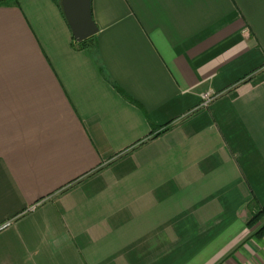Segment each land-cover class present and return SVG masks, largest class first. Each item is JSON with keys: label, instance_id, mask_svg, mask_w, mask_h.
I'll use <instances>...</instances> for the list:
<instances>
[{"label": "crops", "instance_id": "obj_1", "mask_svg": "<svg viewBox=\"0 0 264 264\" xmlns=\"http://www.w3.org/2000/svg\"><path fill=\"white\" fill-rule=\"evenodd\" d=\"M91 9L0 0V264H264V0Z\"/></svg>", "mask_w": 264, "mask_h": 264}, {"label": "water", "instance_id": "obj_2", "mask_svg": "<svg viewBox=\"0 0 264 264\" xmlns=\"http://www.w3.org/2000/svg\"><path fill=\"white\" fill-rule=\"evenodd\" d=\"M92 0H60L62 11L77 41H85L97 34L99 26L92 16Z\"/></svg>", "mask_w": 264, "mask_h": 264}, {"label": "trees", "instance_id": "obj_3", "mask_svg": "<svg viewBox=\"0 0 264 264\" xmlns=\"http://www.w3.org/2000/svg\"><path fill=\"white\" fill-rule=\"evenodd\" d=\"M57 3L59 7L62 10L60 0H57ZM94 41V37L85 40V41H77L74 39L75 44L77 45V48L80 49H86L90 48L92 46L91 42ZM248 226L253 227L258 224H261L259 227H257V230L255 232V235L257 236H264V206H262L255 214L254 216L248 221Z\"/></svg>", "mask_w": 264, "mask_h": 264}, {"label": "built area", "instance_id": "obj_4", "mask_svg": "<svg viewBox=\"0 0 264 264\" xmlns=\"http://www.w3.org/2000/svg\"><path fill=\"white\" fill-rule=\"evenodd\" d=\"M218 94L219 93L211 91L205 92L204 94H202V101L198 107L201 108L208 106L218 96Z\"/></svg>", "mask_w": 264, "mask_h": 264}, {"label": "rangeland", "instance_id": "obj_5", "mask_svg": "<svg viewBox=\"0 0 264 264\" xmlns=\"http://www.w3.org/2000/svg\"><path fill=\"white\" fill-rule=\"evenodd\" d=\"M261 224H258V225H256V226H253V227H250V228H255L256 227V229H257V227H259ZM256 232V231H255ZM255 234V233H254Z\"/></svg>", "mask_w": 264, "mask_h": 264}]
</instances>
